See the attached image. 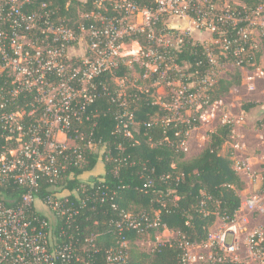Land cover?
Instances as JSON below:
<instances>
[{
    "label": "built area",
    "instance_id": "1",
    "mask_svg": "<svg viewBox=\"0 0 264 264\" xmlns=\"http://www.w3.org/2000/svg\"><path fill=\"white\" fill-rule=\"evenodd\" d=\"M74 1L81 3L76 18L63 19L50 1L0 0V264H130V251L141 234L154 242L150 252L177 241L183 251L179 264H243L236 256L242 249L239 234L253 214H264L262 193L244 198L237 211L241 214L236 212L233 220L217 219L221 225L212 226L200 244L183 242L165 225L158 230V211L152 216L119 211L115 242L107 246L96 241L99 233L83 230L88 218H81L83 209L93 211V203L112 201L117 191L94 187L104 181L105 171L75 176L73 168L81 167L85 148L104 150L78 129L89 117L99 86L107 90L99 81L102 76L120 67L139 73L134 85L153 89V104L167 112L147 127H176L196 115L200 122L214 103L210 92L216 74L229 64L221 60L230 57L239 65L257 48L254 31L264 36L263 8L243 16L212 0ZM72 5L68 0L66 7ZM172 24L182 27L173 30ZM187 38L203 47L205 71L199 68L201 61L194 71L179 61ZM257 76L264 78L263 71ZM116 86L112 101L123 108L115 112L117 127L130 136L134 116L128 111L127 89ZM159 89L165 91L163 97ZM232 123L224 117L221 124ZM186 140L177 145L182 152ZM249 169L240 163L236 170ZM73 179L78 185L69 190L66 185ZM151 185L146 181L143 187ZM15 187L17 198L11 194ZM111 208L117 210L115 204ZM245 239L251 263L264 264V229L252 228Z\"/></svg>",
    "mask_w": 264,
    "mask_h": 264
},
{
    "label": "trees",
    "instance_id": "2",
    "mask_svg": "<svg viewBox=\"0 0 264 264\" xmlns=\"http://www.w3.org/2000/svg\"><path fill=\"white\" fill-rule=\"evenodd\" d=\"M46 1L52 3L50 8L63 19L76 18V9L81 7V3L74 0L70 7H66L68 0ZM212 1L219 5L223 3V0ZM237 1L240 4L233 7L240 15H247L258 7L264 10V0ZM184 44L179 61H187L192 71L195 70L197 62L201 61L199 68L202 72L205 71L208 64L203 55V47L190 38H187ZM261 56L263 55L260 52L252 50L243 56L239 65L230 57L221 62L232 63L239 69H255L261 62ZM252 63L256 66H252ZM262 67L264 70V66ZM127 72L126 68L120 67L99 79L107 86V90L99 86L96 91L97 98L87 110L88 119L84 117L82 124L78 126L96 148L104 147V150L100 154L85 148L81 167L73 168L75 176L82 172L94 171L100 159L104 165V181L95 182L94 187L103 190L107 186L117 191L112 201L109 200L103 205L93 203V211L83 209L81 219L86 217L88 220L82 223L81 227L86 233H99L100 237L96 241L109 246L115 242L117 229L114 222L118 220L119 211L151 216L158 211V230L162 231L161 226L165 225L169 231L182 235L185 243H203L217 219H225L227 222L233 220L241 206L238 193L245 188V183L233 167L232 152L225 151L233 125L221 124L215 131L207 133V143L202 151L196 156L185 158L177 145L180 140L187 138V132L200 126L198 115L190 119L188 124H178L176 127H165L161 123L147 127L146 123L155 118L161 119L167 112L161 106L153 104V89L139 90L132 87L127 90L126 98L128 111L134 116V124L129 125L130 136H126L117 127L115 112H121L123 108L117 101H112L117 89L112 79L121 78ZM136 84H140V81ZM240 84L239 70L230 79H218L210 92V103L221 100L229 93L231 87ZM258 105L248 103L242 106V109L250 110ZM263 125L264 116L257 122L256 129ZM176 131L180 132L179 137H175ZM146 181H151L152 185L144 188ZM77 185L78 181L73 179L68 181L66 188L73 190ZM16 188L18 187L11 192L15 198L18 197ZM260 192H264V174ZM111 204L117 206L116 211L111 208ZM88 206H91L90 203ZM153 232L154 230L150 232L152 239ZM127 236L134 239L136 235L129 232ZM182 252L177 241L159 245L150 253L134 248L130 251V264H179Z\"/></svg>",
    "mask_w": 264,
    "mask_h": 264
},
{
    "label": "rangeland",
    "instance_id": "3",
    "mask_svg": "<svg viewBox=\"0 0 264 264\" xmlns=\"http://www.w3.org/2000/svg\"><path fill=\"white\" fill-rule=\"evenodd\" d=\"M240 3L237 0H223V3L220 4L221 6L227 5L231 9H235L233 6H237ZM80 11V10H79ZM254 38L255 42H257V50L260 52L263 56L260 57V64L258 66L255 65V63H252V66H256L255 69H249V68H241L242 74L240 72V81L241 84L239 86L231 87L229 90V93L221 98V100L216 101L212 104L210 108H208V113L206 117L200 121V126L192 129L188 132L187 138L190 139L189 142H186V151L183 152L186 157H193V154H195V147L202 146L205 147L207 143V133L215 131L219 125H221L222 120L224 117L230 119V120H237V118H244L246 120L245 123L242 124L243 127L246 128H253L256 129V124L258 121H260L264 116V78H260L257 76L258 73L263 71L264 66V40H262L263 35L259 33V31H254ZM205 37V36H204ZM261 66V67H260ZM239 70V68L235 67L232 63L229 64H223L222 67L219 68L216 76L217 80L221 78L230 79L233 77V75ZM139 79V73L134 72L131 70V72H127L126 75L122 76L121 78L117 77L116 82L120 88H122L124 91L131 89L132 87H136L134 85V80L132 79ZM115 82V83H116ZM145 85H148V83H145ZM122 90V91H123ZM160 97H163L165 91L162 89H159L157 91ZM248 103H257L259 104L258 107L252 108L250 110H254L253 112H250V110H243L242 106L248 104ZM262 131H264V127H260ZM205 138V142L204 139ZM246 142L249 146H254L255 139L253 136L248 135L245 137ZM204 142V143H202ZM188 143V145H187ZM230 143H226L225 145V151L231 152L233 151L232 147L229 145ZM197 148V147H196ZM264 148V144H263ZM190 154V155H189ZM244 157V156H243ZM243 157L241 156L239 159V162L243 160ZM242 158V160H241ZM100 160V159H99ZM237 162V163H239ZM259 166L261 168L259 169ZM252 168V171L256 174H260L262 178V174H264V164L261 165H255L250 166ZM104 165L103 162L99 161L97 166L95 167L94 172H92L91 175H96L97 173H100L101 171H104ZM235 169V166H234ZM255 174V175H256ZM259 175V176H260ZM89 176V175H84ZM254 179L255 177L252 176ZM264 196V192H260V190L257 188L253 194H260ZM249 196V195H248ZM247 197V196H246ZM244 197V198H246ZM244 200V199H243ZM257 214H253L252 218L249 219V224L242 223L243 219L240 220L242 223V228L244 230L240 232V245L242 246L241 251L236 255L239 257V263L243 264H252L250 258L247 256V247L244 246L245 236L247 233L254 228L257 225ZM166 238V237H165ZM154 242L149 240V238L143 236L139 237V240L137 241V245L135 248L138 251H144L147 253H150L152 249L154 248ZM197 253H203L202 251H198Z\"/></svg>",
    "mask_w": 264,
    "mask_h": 264
},
{
    "label": "crops",
    "instance_id": "4",
    "mask_svg": "<svg viewBox=\"0 0 264 264\" xmlns=\"http://www.w3.org/2000/svg\"><path fill=\"white\" fill-rule=\"evenodd\" d=\"M239 71L242 74V69L240 68ZM254 110H250V112H253ZM233 121L232 125V134L230 137V141L228 143H230L229 145L232 147L233 151L232 152V159L234 161L233 167L235 166V170L237 169V166L240 163H248L249 165V170L250 172L247 173L243 170H236L238 172V175L240 176V178L242 179V181L245 183V188L240 191L238 194L241 198V201H243L244 197H248V195H252L253 192H255V190L258 188L260 190L261 185H262V178L261 175L259 176L258 174L254 173L252 171V168L250 166H253V168L255 167V165H261L264 164V148H263V144H264V131H262L261 129H253V128H246L243 127L242 124L246 122V120L244 118H237V120H231ZM243 122V123H242ZM264 127L261 126V128ZM248 135H252L253 138L255 139L254 142V146H249L246 142V136ZM190 138V137H189ZM187 138L186 142H189L190 139ZM205 142V138L203 139ZM202 142V143H204ZM188 145V143H187ZM197 147V148H196ZM195 147V154H193V156L198 155L203 147L200 146L198 148V146ZM190 155V154H189ZM243 157V160L241 158V162H239L240 157ZM189 158V157H186ZM239 162V163H237ZM261 168V166H259V169ZM262 169V168H261ZM256 174V175H255ZM255 177L254 179L252 178ZM240 215V211L237 212V215ZM257 225L255 227L257 228H263L264 229V214L262 215H258L257 216ZM219 225H221V221L217 220L215 222V224L213 225V228H217Z\"/></svg>",
    "mask_w": 264,
    "mask_h": 264
},
{
    "label": "water",
    "instance_id": "5",
    "mask_svg": "<svg viewBox=\"0 0 264 264\" xmlns=\"http://www.w3.org/2000/svg\"><path fill=\"white\" fill-rule=\"evenodd\" d=\"M169 27L174 30V29H181L182 26L181 25H177V24H172Z\"/></svg>",
    "mask_w": 264,
    "mask_h": 264
}]
</instances>
